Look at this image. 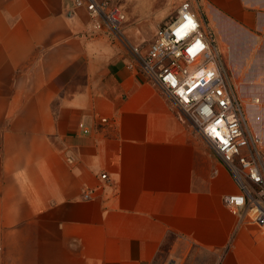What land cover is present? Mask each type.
I'll return each mask as SVG.
<instances>
[{"label":"crops","instance_id":"obj_1","mask_svg":"<svg viewBox=\"0 0 264 264\" xmlns=\"http://www.w3.org/2000/svg\"><path fill=\"white\" fill-rule=\"evenodd\" d=\"M184 1L222 40L228 20L235 49L244 28L264 64V0H111L128 32ZM100 26L74 0H0V264H176L184 242L264 264V227L225 202L227 165ZM246 106L264 137V104Z\"/></svg>","mask_w":264,"mask_h":264},{"label":"built area","instance_id":"obj_2","mask_svg":"<svg viewBox=\"0 0 264 264\" xmlns=\"http://www.w3.org/2000/svg\"><path fill=\"white\" fill-rule=\"evenodd\" d=\"M89 16L121 37L126 12L111 0H74ZM131 65L144 71L178 106L193 129L222 158L239 190L225 197L240 219L264 227L262 139L245 125L241 105L221 63L212 36L189 1L159 27L148 45L128 44ZM102 178H107L102 173ZM90 190L85 198L91 197ZM168 264H173L172 262Z\"/></svg>","mask_w":264,"mask_h":264},{"label":"rangeland","instance_id":"obj_3","mask_svg":"<svg viewBox=\"0 0 264 264\" xmlns=\"http://www.w3.org/2000/svg\"><path fill=\"white\" fill-rule=\"evenodd\" d=\"M173 14L174 11H171L170 15L167 18L169 21L173 18ZM131 19V17L129 19L128 16L126 17V20L121 26V32L123 33V35L121 37L115 36L114 38L124 43L127 49V45L130 43L148 45L150 42H152L157 34L158 29L145 32H128L124 29V26L128 22H132ZM208 21L207 23H203L204 29L212 36L214 45H216L220 53L221 63L225 68V73L241 105L244 116V123L246 127L254 135H256L251 129L253 124L251 115L246 114V105L248 103L264 104V64L253 63L251 61L252 57L250 56L252 52H259L260 46L258 45V41L254 40V38H252L251 36L246 37L244 28H239L237 32L240 39L238 38V46L235 49L232 46L234 43H231L232 45L230 44L231 41L228 20L226 21L227 23L225 26V32L223 34V40L220 39L219 34L217 33L215 27L212 25L211 21ZM100 27L104 29L103 24H101ZM234 30L235 28L232 29L233 32ZM253 42L254 44H256V46L252 50L251 45L253 44ZM244 44H247V47L244 46ZM247 120L251 127L248 126ZM261 139V148H264V137H261ZM175 258L176 264H214L217 261L218 257L205 248L184 242L179 249V253L175 255Z\"/></svg>","mask_w":264,"mask_h":264},{"label":"bare ground","instance_id":"obj_4","mask_svg":"<svg viewBox=\"0 0 264 264\" xmlns=\"http://www.w3.org/2000/svg\"><path fill=\"white\" fill-rule=\"evenodd\" d=\"M248 122V121H247ZM248 126H250L249 124H248Z\"/></svg>","mask_w":264,"mask_h":264}]
</instances>
